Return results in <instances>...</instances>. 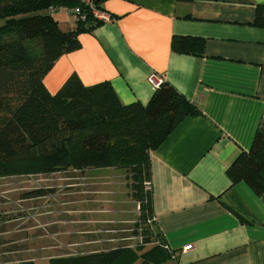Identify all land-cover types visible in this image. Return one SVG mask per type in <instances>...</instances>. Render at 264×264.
I'll use <instances>...</instances> for the list:
<instances>
[{"label": "crops", "instance_id": "1", "mask_svg": "<svg viewBox=\"0 0 264 264\" xmlns=\"http://www.w3.org/2000/svg\"><path fill=\"white\" fill-rule=\"evenodd\" d=\"M259 3L104 0L111 19L80 33V47L58 57L44 76L51 92L73 73L86 85L108 81L125 104L148 103L153 76L199 111L150 152L153 226L178 251L169 264H264V191L226 175L255 133L264 134V27L253 24ZM56 19L62 30L75 26ZM174 35L202 37V53L172 50ZM111 169L120 170H85Z\"/></svg>", "mask_w": 264, "mask_h": 264}, {"label": "trees", "instance_id": "2", "mask_svg": "<svg viewBox=\"0 0 264 264\" xmlns=\"http://www.w3.org/2000/svg\"><path fill=\"white\" fill-rule=\"evenodd\" d=\"M102 1L97 2L101 9ZM61 7H79L87 17L62 30L53 15ZM0 19V177L120 169L131 178V196L139 205L135 234L140 241L133 247L54 256L49 264H132L138 258L139 264H163L176 259L178 251L169 248L153 226L151 185L146 188L150 152L185 116L199 111L166 81L146 104L122 103L108 81L86 85L75 73L51 92L44 76L56 59L78 49V35L102 23L80 0H0ZM253 24L264 27V3L256 5ZM203 46L200 36L174 35L171 40L172 50L180 53L200 55ZM226 175L231 183L244 181L256 194L264 191L261 131L255 133L250 149L226 168ZM45 193L36 189L27 196Z\"/></svg>", "mask_w": 264, "mask_h": 264}, {"label": "rangeland", "instance_id": "3", "mask_svg": "<svg viewBox=\"0 0 264 264\" xmlns=\"http://www.w3.org/2000/svg\"><path fill=\"white\" fill-rule=\"evenodd\" d=\"M53 15L64 27L67 19L74 23L61 10ZM99 171L0 177V263L31 259L34 264H49L54 256L139 242L135 234L139 208L131 196V178L124 170ZM36 189L45 195L27 196ZM114 199L117 213L111 208ZM139 263L138 258L132 264Z\"/></svg>", "mask_w": 264, "mask_h": 264}, {"label": "built area", "instance_id": "4", "mask_svg": "<svg viewBox=\"0 0 264 264\" xmlns=\"http://www.w3.org/2000/svg\"><path fill=\"white\" fill-rule=\"evenodd\" d=\"M98 1L99 0H80V2L87 8L90 15L101 22H107L111 19V16L108 12L104 11L97 5ZM59 10L72 15L74 20L84 21L87 17V14L85 12H82L79 7H73L72 9L61 7L59 8ZM51 11H53V9H51ZM162 81L163 80L161 79L156 80L153 76H150L148 78V82L155 88H157L162 83ZM146 188H150V183L146 184ZM137 207L139 208L138 204ZM186 249L187 247H182L181 252L186 251Z\"/></svg>", "mask_w": 264, "mask_h": 264}]
</instances>
